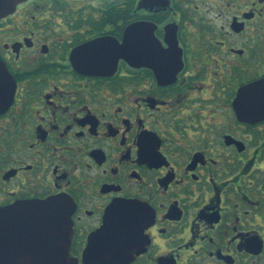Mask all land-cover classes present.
<instances>
[{
  "label": "flooded vegetation",
  "instance_id": "af4514ba",
  "mask_svg": "<svg viewBox=\"0 0 264 264\" xmlns=\"http://www.w3.org/2000/svg\"><path fill=\"white\" fill-rule=\"evenodd\" d=\"M53 198L77 264L122 201L141 206L113 217L142 244L128 264H264V0H25L1 18L0 208Z\"/></svg>",
  "mask_w": 264,
  "mask_h": 264
},
{
  "label": "water",
  "instance_id": "95a60500",
  "mask_svg": "<svg viewBox=\"0 0 264 264\" xmlns=\"http://www.w3.org/2000/svg\"><path fill=\"white\" fill-rule=\"evenodd\" d=\"M23 1L0 0V19L13 13ZM140 210V205L129 201L117 202L109 207L104 225L89 238L84 264H128L132 254L129 249L134 248L139 253L142 244L130 243L131 236L128 237L126 231L127 220L120 224L113 217L139 215ZM72 212L73 208L59 198L0 208V242H5L0 248L5 247L6 250L5 255L0 257V264H77L70 257ZM136 230L138 232L140 227ZM138 237L135 233L134 238ZM19 239H30L37 243L36 257L17 254ZM11 251L15 252V256Z\"/></svg>",
  "mask_w": 264,
  "mask_h": 264
}]
</instances>
